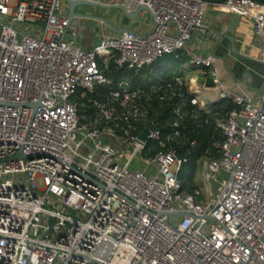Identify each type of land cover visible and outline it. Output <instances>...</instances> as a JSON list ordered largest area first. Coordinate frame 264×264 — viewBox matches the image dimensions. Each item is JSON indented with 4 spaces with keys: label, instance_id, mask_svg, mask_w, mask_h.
I'll return each instance as SVG.
<instances>
[{
    "label": "built area",
    "instance_id": "built-area-1",
    "mask_svg": "<svg viewBox=\"0 0 264 264\" xmlns=\"http://www.w3.org/2000/svg\"><path fill=\"white\" fill-rule=\"evenodd\" d=\"M92 1L145 6L152 24L99 29L84 47L64 0H0V264H264V94L227 89L204 53L209 9L248 17L264 52V4ZM168 55L188 56L202 85L154 76ZM110 59L136 77L115 83ZM210 115L221 140L201 156L208 187L188 190L170 142L195 147L184 122Z\"/></svg>",
    "mask_w": 264,
    "mask_h": 264
},
{
    "label": "crops",
    "instance_id": "crops-1",
    "mask_svg": "<svg viewBox=\"0 0 264 264\" xmlns=\"http://www.w3.org/2000/svg\"><path fill=\"white\" fill-rule=\"evenodd\" d=\"M94 9L95 11L91 12V15L100 16V12L104 11L97 7ZM107 21L109 22V20ZM205 23L210 32L211 42L204 53H212L213 64L219 79L227 89L257 102L260 94H264V52L260 48V41L254 33L251 20L245 16L209 9L205 15ZM110 24L115 29L121 30L118 22ZM90 29L97 31L99 27L96 23L91 22ZM84 37L83 35L77 37L80 45L84 47L94 45L93 42L84 44ZM86 38H92V41L96 40L95 36L91 37V35ZM169 57L171 56H165L156 63L157 70L162 69V71L168 72L174 69V74L169 73L164 78L169 79L180 74L186 75L187 78L196 76L198 80L191 81V83L197 86L202 85V75L198 72L189 76L185 73L187 70L197 71L195 68L189 64L180 65L188 56H183L181 61L172 60V57L171 59Z\"/></svg>",
    "mask_w": 264,
    "mask_h": 264
},
{
    "label": "rangeland",
    "instance_id": "rangeland-1",
    "mask_svg": "<svg viewBox=\"0 0 264 264\" xmlns=\"http://www.w3.org/2000/svg\"><path fill=\"white\" fill-rule=\"evenodd\" d=\"M76 13H82V14H90L91 12L95 11L94 7L91 6H87V5H78L75 9ZM111 11V12H110ZM227 13V12H226ZM98 16V15H97ZM100 16L101 17H105L106 20H109L110 23H117L120 25V29H126L128 26L131 27H135L136 29H145V28H149L152 24V18L150 17V15L142 10L141 12H139V14L136 16L135 19H129L126 17H123L122 13L118 10V9H104L103 12H100ZM96 23L97 27H99V29H103L108 31L111 34H115V32H112L111 30H108L102 23L100 22H95L83 17H74L72 23H71V28H73L77 34V36L75 37V42H78L77 37L79 35H83L84 37V44H90L91 42H93V44L97 43V36H96V30L95 29H90V23ZM97 29V30H99ZM91 35V37L96 38V40L92 41V38H86L89 37ZM189 64V58H185L182 62H181V66H186ZM169 73L174 74V69L170 70V71H162V69L160 70H156L154 72V76L159 77H166ZM185 73H187V75H194L195 73H197V71L195 70H187L185 71ZM142 77L145 79L147 76L145 73H142ZM209 84H211V82L209 81ZM206 96L208 98L209 101H215L218 98V92L214 89L208 88L206 90ZM203 160L204 157H200L198 159V161L196 162V168L194 171V176H193V184L197 187H200L201 190H205L208 187V184L206 183L204 177H203ZM227 178V174L222 172L218 175V180L222 181L224 179ZM209 188L212 190H215L217 188V182H211L209 183ZM200 199H204V195L202 194L200 196Z\"/></svg>",
    "mask_w": 264,
    "mask_h": 264
},
{
    "label": "trees",
    "instance_id": "trees-1",
    "mask_svg": "<svg viewBox=\"0 0 264 264\" xmlns=\"http://www.w3.org/2000/svg\"><path fill=\"white\" fill-rule=\"evenodd\" d=\"M264 4V0H256ZM172 60L176 59L172 55ZM167 57V56H166ZM171 57H169L171 59ZM178 60V59H176ZM99 64L102 66V62L99 60ZM156 65V63H155ZM106 75L111 78L115 83L122 79H132L135 78L134 74L130 71H125L119 68H116L113 61L110 59L107 62V68L105 69ZM99 89L104 90V87H99ZM231 105V104H230ZM218 104L213 105L210 108L211 112L214 113L218 109ZM205 115V113H203ZM209 124L203 128H196L195 125L190 121H185V131L189 132V136L196 139L197 144L195 147L190 148L183 140H174L170 142V145H173L177 148L178 155L186 157V162L182 165L179 178L185 188L191 190L195 187L193 184V176L196 168V161L205 153L206 150H211L212 154L217 155L215 148L213 146L214 142L221 140L219 132L214 128L212 115L209 116ZM165 115L160 118L163 122ZM170 128L165 126L163 128V133H169Z\"/></svg>",
    "mask_w": 264,
    "mask_h": 264
},
{
    "label": "water",
    "instance_id": "water-1",
    "mask_svg": "<svg viewBox=\"0 0 264 264\" xmlns=\"http://www.w3.org/2000/svg\"><path fill=\"white\" fill-rule=\"evenodd\" d=\"M65 4H66V8H67V20L69 22V24L71 25L74 17H83L92 21H99L101 22L108 30H111L112 32L115 33H119L121 31H123V29L121 30H117L115 29L113 26H111V24L103 17L101 16H97V15H91V14H82V13H76L75 9L78 5H87V6H91V7H97V8H101V9H118L124 17L129 18V19H135L136 16L139 14L140 11L142 10H148V8H146L145 6H141L137 9V11L135 12H127L121 5L116 4V5H111V4H104L101 2H95L92 0H64ZM151 16H153V14L150 13ZM220 100L217 99L215 101H212V103H219ZM148 131L144 130L139 138L142 141H147V135ZM22 156L20 153L17 155ZM48 225L49 227H51L52 225V218L48 219Z\"/></svg>",
    "mask_w": 264,
    "mask_h": 264
}]
</instances>
